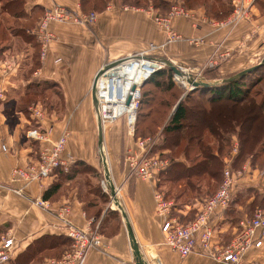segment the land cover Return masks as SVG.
I'll use <instances>...</instances> for the list:
<instances>
[{
  "label": "crops",
  "instance_id": "0c3cea01",
  "mask_svg": "<svg viewBox=\"0 0 264 264\" xmlns=\"http://www.w3.org/2000/svg\"><path fill=\"white\" fill-rule=\"evenodd\" d=\"M55 3L78 11H92L88 7L83 8L80 0H24V9L27 14L32 13L36 21L44 9ZM236 5L241 7L243 16L233 24H223ZM230 7V13L226 14L212 11L204 5L186 8L190 16H178L171 20L172 29L182 39L167 41L166 31L152 18L158 9L150 4L136 6L125 0H107L101 9L96 10L97 16L90 24H53L55 39L49 46V53L29 77L26 76L27 70L22 58L24 54L28 55L25 52L34 48L30 42L12 37V43L0 51V234L8 233L13 237L16 245L14 256L22 253L40 236H67L69 226L96 231L101 220L89 217L90 207L80 198L81 191L73 182L75 175L68 179L55 175L40 187L37 183L12 181L11 170L35 162L39 149L48 146L49 140L57 139L63 130L68 131L63 154L71 155L74 161L93 163L94 125L96 128L98 126L91 96L94 77L110 62L145 52L150 43L157 45L151 53L171 60L180 67L200 66L208 56L226 52L231 57L224 61L221 73L231 74L252 65L264 53V0H231ZM194 37H201L205 42L192 45L188 38ZM20 41L24 51L17 49L21 48ZM56 58L61 60L56 62ZM29 78L55 82L61 94L60 98L51 91L49 100L56 106L51 111L42 106L45 115L40 120L31 117L30 111L26 115L14 107H5L13 99L12 96L18 97L21 94L19 89L31 80ZM39 103L36 101L35 104ZM115 121L107 124L105 130L103 128L109 173L118 188V197L145 260L157 264L156 254L163 264H218L212 257L198 252L181 258L164 243L161 218L155 208V182L129 176L125 154L129 150H139L129 133L113 130ZM35 127L49 130L47 141H37L26 136V132ZM236 151L234 146L232 154ZM95 152L97 164H102L98 151V128ZM239 170L238 190L245 187L264 189V170L253 168L249 161H245ZM58 180L60 188L57 192L48 199L43 198L44 189ZM14 188H20L21 192L16 193ZM34 200L43 203L36 204ZM250 201L245 205L233 202L236 210L223 216L225 220L220 222L214 247L222 248L230 243L237 226L234 212L241 220L250 217L251 213L247 210ZM65 207L69 209L67 215L63 213ZM189 210L190 206H187L182 212L185 214ZM122 221L123 225H119L113 233L98 232L101 247L90 249L84 264H135L123 218ZM45 260L47 262L49 259L46 257ZM29 264L36 263L33 259ZM242 264H264V239L260 247H252L245 252Z\"/></svg>",
  "mask_w": 264,
  "mask_h": 264
},
{
  "label": "built area",
  "instance_id": "2783aa9c",
  "mask_svg": "<svg viewBox=\"0 0 264 264\" xmlns=\"http://www.w3.org/2000/svg\"><path fill=\"white\" fill-rule=\"evenodd\" d=\"M126 8V6H123ZM191 13L178 2H172L169 9L163 13L153 14L154 22L166 31L167 41L182 39V36L171 27V20L178 16L188 17ZM97 16L96 11H78L68 6L55 3L43 11L42 16L36 22L30 33L38 43L39 63L43 62L49 53V46L55 39V33L52 25L59 22H74L78 24H90ZM243 16L239 5L235 6L234 11L228 16L223 24H233ZM192 45H200L205 41L201 37L188 38ZM157 45L150 43L145 52L130 54L114 62H110L102 67L97 80L106 76L109 69H125L130 76L120 75L111 78L109 86V98L101 100L96 94V116L104 124L111 122L120 116H126L128 133L134 132L136 121V110L141 98V86L145 77L151 76L156 70L165 66L154 53ZM209 63H213L215 58L227 57L229 54H212ZM215 57V58H213ZM56 58L55 61H60ZM146 63V64H145ZM159 64L158 67L154 65ZM146 65V66H144ZM152 65V66H151ZM150 66V71L143 77L133 74L132 71L139 72L141 67ZM180 70L189 73L187 67H180ZM192 70V68L190 69ZM129 74V75H130ZM193 79L200 77L198 73L190 74ZM111 76V75H110ZM177 74H174L176 79ZM182 77V76H181ZM140 78V79H139ZM108 79H110L108 77ZM178 81V79H176ZM96 81V93H97ZM189 85V83H188ZM126 109L127 112H116L114 109ZM31 117L40 120L44 117V109L40 104H33L29 107ZM49 130H42L35 127L26 132V136L37 141H47ZM68 131L63 130L61 135L54 141H48V146L39 149L38 158L35 162L24 167H15L11 170L12 181L21 180L24 184L37 183L43 187L44 182L51 178L56 171L67 172L74 162L71 155H64V148ZM139 152L127 151L125 154V163L128 168L129 176L139 177L155 181L161 169L167 166L168 159H161L156 155H151V147L154 141L151 138L138 137L135 140ZM5 149V148H4ZM241 170H231L228 166L224 168L222 178L217 190L207 197L199 206L194 219L181 224L175 217L170 216L172 203L165 198L164 191L154 190V200L156 214L161 218V232L164 237V243L181 258L187 257L193 252H198L205 256L212 257L218 264H242L243 256L247 250L252 247H260L264 239V210L257 208L250 220L240 221V229L233 236L226 247H214V224L213 217L219 211L227 207L231 191L235 180L240 176ZM106 185V184H105ZM20 193V188L13 189ZM36 204H42L41 200H34ZM68 207L63 208V213L68 214ZM66 235L71 239V245L59 259H49L47 264H84L86 254L92 248L101 247L100 235L97 231L82 230L74 226H69ZM16 245L14 239L8 233L0 236V264L8 263L15 255ZM157 264H163L158 255ZM153 260V259H152ZM150 264L149 262H147ZM153 264V262H152Z\"/></svg>",
  "mask_w": 264,
  "mask_h": 264
},
{
  "label": "trees",
  "instance_id": "16d2710c",
  "mask_svg": "<svg viewBox=\"0 0 264 264\" xmlns=\"http://www.w3.org/2000/svg\"><path fill=\"white\" fill-rule=\"evenodd\" d=\"M106 1L107 0H80L83 8L88 7L92 11L101 9L105 5ZM125 1L136 6H147L150 4L154 8L158 9V13L160 14L165 13L171 5L170 0ZM215 2L218 4V6L214 9ZM230 2L231 0H207L198 5H204L205 7L210 8L212 11H221L222 13L226 14L230 13L231 11ZM8 19L20 22V25L17 27L18 30H12V32L10 31L12 27L8 26V28H3V31L4 29L8 30L10 31L9 34L11 35V37H18L23 39L25 42L33 43L35 60L33 62L34 68L29 69L28 73L30 75V73L34 72L39 66L38 43L30 34L31 28L35 26L38 19L35 21L36 17L32 13L31 15L26 13L24 9V0H0V28L6 20L8 21ZM0 51H3L2 47H0ZM167 68L166 70L162 69L154 72L151 76L148 77L143 85L152 83L156 87H159L162 82H160V80H158L156 76L168 75L170 78L171 69ZM258 68L259 66L240 77L228 80L223 83L215 84L209 87H197L188 90L185 94V97L180 98L175 103L171 113L169 114L167 122L163 126V133L167 135H176L177 137H175L174 141L170 145L164 142L163 147H160V149H157L154 152L150 151V154L156 155L161 159H165L162 157L161 153L171 151L173 149L172 147L178 146L182 140L185 141L184 151L182 152L180 157L174 158V160L170 158L168 159L169 163L165 168L160 170L156 180L154 181L155 189L164 191L163 185L165 184V182H178L182 178L188 179L192 176L201 175H207L212 179V181L218 183L219 181H221L222 173L226 166H229L231 170H237L241 168L242 164L247 159H250L254 162L253 164H251L253 168L264 170V166L259 167L256 163L260 158H262V155L264 153V146H262V140L264 139V98L261 101H256L253 95L251 96L252 87L255 83L259 82V78H255V80L253 81H248V79H251L254 75H256V72L260 69ZM207 72H210V70H207ZM167 81V89L172 88L173 82L171 80ZM49 91H52L61 98L60 91L57 89V84L55 82H51L48 80H30L29 84L25 88L23 96L33 100V102L36 103V101H39L41 97H43L45 93ZM194 92L205 96H203L202 98H197L194 96ZM143 95L150 96L151 93L144 92ZM141 102L142 100L140 98L139 105H141ZM190 103L199 104V106L197 108H194L195 106ZM44 108L47 109V107ZM217 108L218 110H216ZM18 111H21L24 114L26 113L23 110ZM195 114L199 116V118ZM213 116L215 117L212 120ZM207 135L215 138L216 146L214 150L211 144L205 142ZM138 136L139 135H137V131L135 128L134 137ZM233 136L237 137L240 143L239 148L234 154H232L233 147L231 146V137ZM165 141H167V138ZM256 145H259V148L261 146L262 149L257 151ZM191 146L198 149L197 157L199 158H191V163L189 164L185 162V159L189 160L188 152L193 148H190ZM225 158L227 160H225ZM87 165H89L88 167L90 168L92 167L85 161L75 160L67 172L58 170L52 177L58 175L63 179H68L69 177H73L76 173L79 172V168H77L78 166H82L83 169H86ZM186 186L189 190L191 187H193L188 180L186 181ZM59 188V180L51 183L50 186L44 189L43 198H50L57 192ZM96 189H99V187L96 186ZM255 189L256 188L245 187L238 190L237 179L235 180L231 191V198L227 207L219 210L213 217L214 237L212 242H214L217 234L219 233L220 222L225 220L223 216H227L228 214L230 215L231 211L236 210V208L232 205L233 202L245 205L246 202L251 199L250 203L247 204V210L251 214L250 217L245 219V221L251 219L257 208H261L262 210H264V189H262V192L260 193ZM245 192H254L257 194L255 195V197H246L240 200L241 197L239 198V194ZM164 193L165 198H167L169 195V191L166 190L164 191ZM181 193H179L177 197L180 196ZM107 195L110 196L108 192ZM210 195L204 194L197 196L195 199L198 203L194 204V208H191L190 206V210L185 214L182 212V210H185V208L178 210L179 214L176 215L172 213L171 209L170 216L175 217L178 223L181 224L194 219L196 213L198 212L200 204ZM257 196L258 198H256ZM191 210H195L192 217L189 215V212ZM114 211H116L121 217L120 212L117 209H114ZM220 217H222L221 220ZM92 218L95 220V217ZM233 218L236 220L235 225L237 226L231 235V239L239 231L240 220L242 219L238 216H235V212ZM102 226H108L107 222H105L103 218L99 223V228ZM100 233L107 234L104 232ZM48 242L49 244H47ZM67 244L69 247L64 249L62 252L60 251V255H58L56 258L53 257L48 259L61 258V256L67 250H69L71 239L68 236L64 235H43L34 239L22 253L14 256L6 264H29L33 259L35 261L38 255H40L43 251L57 250L61 246L64 248ZM41 262L47 264L46 260L44 259Z\"/></svg>",
  "mask_w": 264,
  "mask_h": 264
},
{
  "label": "rangeland",
  "instance_id": "374dc122",
  "mask_svg": "<svg viewBox=\"0 0 264 264\" xmlns=\"http://www.w3.org/2000/svg\"><path fill=\"white\" fill-rule=\"evenodd\" d=\"M170 1H171V3L172 2H178V3L182 4V6L184 8H188V7H193V6H196L198 4H201L202 2H205L207 0H170ZM217 6H218V4L215 2L214 9L217 8ZM19 25H20L19 21H14V20H10V19H8V21L6 20L2 24V26L0 28V47H2V50L4 48H6L8 46V44L12 43L13 38L11 37L9 32L12 30H18L17 27ZM8 26L12 27L10 29V31L5 30V29L3 31V28H8ZM19 39H21V38H19ZM21 40H23V39H21ZM21 44H22V42L20 41L19 46L21 48H17V49L23 50V46H21ZM30 44H31V46H33V43L30 42ZM25 53H27L28 55L24 54L25 56L23 55L24 57L22 59H23L24 65H25V69L27 70L26 76L29 77V73H28L29 69L34 68L33 62L35 60V52L33 49L30 52H25ZM155 57H157L159 59H163L157 55ZM208 57L209 58H207L205 60V62L202 63L200 66H196V67L191 66L192 70H190L191 69L190 67H187V69H189V73L190 74L198 73V75H200V77H197V79L215 80V79H218L220 77L227 78L229 75L232 76V74H235L241 70V69H238L236 72H233L231 74L230 73H227V74L221 73L222 72L221 68L223 67L222 65H223L224 61H226L231 56L219 57V58L213 57V58H215L213 63H209L210 58H212V56L210 55ZM262 58H264V53H263V55H260L256 59V61L254 63H252V65L259 62ZM29 63H31V65H29ZM247 65H249V64H247ZM249 66H251V65H249ZM183 67H185V66H183ZM166 68H167V66H162L158 70H162V69L166 70ZM259 68H258L259 70L256 72V75H254L252 78L249 77L251 79H248V81H253V80H255V78L256 79L259 78V82L255 83L253 85L252 91H251V96L253 95V97L256 101H261L264 98V61L262 62V64L259 65ZM158 70H156V71H158ZM207 70H210V72H207ZM170 73H171L170 78L168 75H166V76L165 75H157L156 76V78L158 80H160V82H162V84L159 87H156L152 83L145 84V85L141 86V100H142V102H141V105L138 106L139 110L138 109L136 110L137 120L135 121V124H134V132H135V128H136L137 135H139L138 137L151 138V140L154 141V143L151 147L152 152L156 151L157 149H160V147H163L164 142H166L170 145L174 141L175 137H177L176 135H167V134L163 133V126L167 122L169 114L171 113L172 108L175 105V103L180 98H184L185 94L188 90H191L190 84L185 85L183 83H180L179 81H177L175 79L174 73L172 72V70H170ZM257 76H259V77H257ZM29 79H31V78H29ZM197 79H195V80H197ZM220 79H222V78H220ZM167 80H171L173 82V86L170 89H167V84H168ZM28 84H29V81L28 82L26 81V83H24V85H22V87L19 89L21 94L18 95V97L12 96L13 99L9 100L5 104L6 108L14 107L16 110H23L26 112L25 114H27V115L29 114V111H30L29 107L32 106L33 104H35V102H33V100L23 96L25 88L27 87ZM144 92H150L151 95L150 96H146V95L144 96L143 95ZM51 93H52L51 91L46 92L45 95L43 97H41V99L39 100V102H40L39 104L42 105L43 107H47L48 111H51L52 107L56 106V105H53L52 102L49 100L52 96ZM194 93H195L194 96L197 98H202L203 96H205V95H200L197 92H194ZM190 104L195 106L194 108H197L199 106V104H193V103H190ZM216 110H218V108ZM93 114H94V116H96V109L95 108H93ZM215 116L212 117V120ZM197 117L199 118V116H197ZM115 120L116 121L113 124V130H115V131L121 130L122 132H124V130H125L128 133L126 116L124 117L122 115ZM113 121H111V122H113ZM111 122H106V123L102 124L104 130L106 129L105 126ZM261 125H262V123H261ZM134 132L131 136L133 137L134 140H136V138H138V137H134ZM95 133H96V135H95ZM167 136H169V137H167ZM165 137L167 138V141H165L166 140ZM96 140H97V128L94 125V133H93V140H92V142H93V163H90V166H92V167L90 168V167H88L89 165H87L86 169H83L82 166H78L77 168H79V172L75 174V179L73 182L75 185H77L79 187V189L81 191L80 192V198L84 202H86V205L88 207H90V209L88 211L89 217L90 218L95 217V220H97V221H100L103 218V220L105 222H107V224H108L107 227H105V226L104 227L102 226L100 228L96 227L95 229H96L97 233L98 232H104V233L110 234V233L115 232L119 225H123V221H122V218L119 216V214L116 211H114V209L112 207V206H114L112 199L110 196L107 195V192L109 193V189L107 188L108 185H107L106 180L103 176L102 170H104V168H103L102 164H99V163L97 164V155L95 152ZM205 142L211 144L213 146V150L215 149V146H216L215 145V138L207 135ZM239 144L240 143H239V140L237 137H235V136L231 137V146L232 147L235 146L236 149H238ZM262 144H263L262 146H264V139L262 140ZM184 146H185V141L182 140L178 146L172 147L173 149L171 151L161 153V155L165 159L170 158V159L174 160V158H178L181 156L182 152L184 151ZM256 146H257V149H256L257 151L262 149L261 146H260V148H259V145H256ZM192 147L193 146H191L190 148H192ZM188 153H189V160L185 159L186 163L190 164L191 158H197V159L199 158V157H197L198 156V149L195 147L190 149V151ZM246 161H249L250 165L254 163L250 159H247ZM261 162H264V153L262 155V158H260L259 161L256 162L259 167L264 166V163H261ZM80 168H82V169H80ZM237 170H239V169H237ZM187 180L190 181V184L193 186L190 188V190L186 186ZM219 184H220V181L217 183L215 181H212V179L210 177H208L207 175H203V176L201 175V176H192L188 179L182 178L178 182H165V184L163 185V190L169 191V195L166 199L172 203V205H171L172 213L176 215V214H179L178 210L183 209V208H187L186 206H191V208H192L194 204H197L198 202L195 199L197 196L204 195V194L210 195V194L214 193L217 190ZM96 186H98L99 189H96ZM255 190L258 191L259 193L262 192V190H260V189H255ZM179 193H181V194H180V196L177 197V195ZM256 194L257 193H254V192H245V193L239 194V198L241 197L240 200H242L243 198H246V197L252 198V197H255ZM256 198H258V196ZM174 204H175V206H174ZM194 211L195 210H191L189 212V215L191 217L193 216ZM110 223H111V225H110ZM0 236H1V234H0ZM47 244H49V242ZM68 244L66 245V247L63 248L61 246L59 249L54 250V251H52V250L51 251H49V250L43 251L40 255H38V257L35 260V263L40 264V262L43 259L45 260L46 257L47 258H53V257L56 258L58 255H60V253L64 249L69 247Z\"/></svg>",
  "mask_w": 264,
  "mask_h": 264
},
{
  "label": "water",
  "instance_id": "95a60500",
  "mask_svg": "<svg viewBox=\"0 0 264 264\" xmlns=\"http://www.w3.org/2000/svg\"><path fill=\"white\" fill-rule=\"evenodd\" d=\"M162 63L165 64V66H167L169 69L172 70V72L174 74L180 75V76H186L188 83L190 84V89H194L197 87H209L215 84H219V83H223L226 82L228 80H232L235 79L237 77H240L242 75H244L245 73H248L252 70H254L255 68H257L260 64H262V62L264 61V58H262L259 62H257L256 64H253L249 67H246L242 70H240L239 72L233 74L230 77L227 78H222V79H215V80H204V79H193V77L190 74L185 73L184 71L180 70V68L178 66H176L171 60H168L166 58H163L160 60ZM101 71V70H100ZM100 71L97 72V74L94 77L93 80V84L91 87V96H92V101H93V105L94 108H96V81L98 76L100 75ZM148 79V77H145L142 85L146 82V80ZM98 151H99V157L100 160L103 164V168H104V176H105V180L106 183L108 185V189H109V195L112 199V202L115 206V208L120 212L124 223H125V227H126V231H127V235H128V239H129V244H130V248L132 250L133 256H134V260H135V264H148L147 261L145 260V258L142 255V252L140 250V247L136 241L134 232L132 230V227L130 225V222L128 220V216L126 215L124 208L120 202V199L118 197V193H117V187L114 185V183L112 182V179L110 177V173H109V167H108V163H107V158L105 156V152H104V144H103V126L102 123L98 120Z\"/></svg>",
  "mask_w": 264,
  "mask_h": 264
},
{
  "label": "bare ground",
  "instance_id": "6f19581e",
  "mask_svg": "<svg viewBox=\"0 0 264 264\" xmlns=\"http://www.w3.org/2000/svg\"><path fill=\"white\" fill-rule=\"evenodd\" d=\"M144 66H146V65H144ZM154 66L155 67H158L159 64L154 65ZM149 68H150V66H147V68L142 66L140 68L139 72L137 70H135V71H132V73L133 74H136V75L139 73L138 74V77L141 78V77L147 75V72L150 71ZM185 72H186V70H185ZM106 74L107 75L104 76V77H102L101 80H97L98 81V84H97V93L96 94H97V98L98 99L100 98L101 100H104V99H107L108 100V98H109V89L108 88H110L109 86L111 85V81H112L111 78L114 79L115 77L120 76V75L130 76L131 78H133V75L130 74V73H127L125 69H117V68L116 69H109V70L106 71ZM108 77L110 79H108ZM176 79H178V81L180 83H183L185 85H188V80H187V77L186 76H182V77L181 76H177ZM114 110L116 112H120V114L123 113V112H127V110L126 109H123V108H121V110H120V108L119 109L115 108ZM128 130H129V127H128ZM104 152H105V156H106L105 148H104Z\"/></svg>",
  "mask_w": 264,
  "mask_h": 264
}]
</instances>
